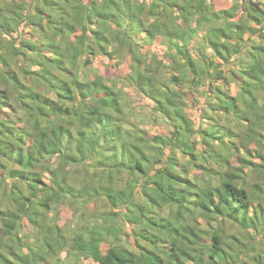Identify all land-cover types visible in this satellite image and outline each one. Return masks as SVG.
I'll list each match as a JSON object with an SVG mask.
<instances>
[{
  "label": "trees",
  "instance_id": "1",
  "mask_svg": "<svg viewBox=\"0 0 264 264\" xmlns=\"http://www.w3.org/2000/svg\"><path fill=\"white\" fill-rule=\"evenodd\" d=\"M81 256L264 264V8L0 0V264Z\"/></svg>",
  "mask_w": 264,
  "mask_h": 264
},
{
  "label": "rangeland",
  "instance_id": "2",
  "mask_svg": "<svg viewBox=\"0 0 264 264\" xmlns=\"http://www.w3.org/2000/svg\"><path fill=\"white\" fill-rule=\"evenodd\" d=\"M200 32H201V35H203L206 32V29L202 28ZM83 59H84V56L82 57L81 60H83ZM126 62H127L128 65L125 64L123 66V69H122V72H124V74L125 73L127 74V72L130 71V64H129L130 60L128 59ZM99 65H101V63ZM127 84L129 86L128 96L130 98V101H129L130 102V107L134 111L142 113L141 116H142V119L144 121L143 124H144L145 128H148L150 131H153V132H158L159 128L164 125V127L167 129L169 127V124H168L167 121H165V120L163 121V119L158 121L160 124H163V125L158 124V122L156 121L157 118L155 117L154 112L151 111L150 101L144 95L140 94V92L135 87H133V85H131L130 83H127ZM233 89L235 90V88H232V90ZM137 118L139 119L140 116H138ZM180 157L183 158L184 156L182 154H180ZM195 172H196V170H193L192 171V175ZM92 207H94L93 203L90 204V208H92ZM80 218L81 217H80L79 214H75L73 216V219H72V224L74 226H76L79 222L81 224L83 218L81 220H80ZM68 255H69V251L68 250H64L62 252H59L58 259H62L63 263H69L71 258H70V256L68 258ZM80 261H83L85 264H96V263H94L92 261V259H84L83 256L80 257Z\"/></svg>",
  "mask_w": 264,
  "mask_h": 264
},
{
  "label": "water",
  "instance_id": "3",
  "mask_svg": "<svg viewBox=\"0 0 264 264\" xmlns=\"http://www.w3.org/2000/svg\"><path fill=\"white\" fill-rule=\"evenodd\" d=\"M251 5L257 9L264 8V1L262 0H249Z\"/></svg>",
  "mask_w": 264,
  "mask_h": 264
}]
</instances>
